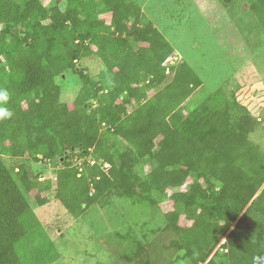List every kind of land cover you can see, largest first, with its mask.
I'll use <instances>...</instances> for the list:
<instances>
[{
	"label": "trees",
	"instance_id": "trees-1",
	"mask_svg": "<svg viewBox=\"0 0 264 264\" xmlns=\"http://www.w3.org/2000/svg\"><path fill=\"white\" fill-rule=\"evenodd\" d=\"M240 9L264 36V0ZM141 15L137 0H0V89L9 93L0 106L13 113L0 119V264L59 257L61 232L30 202L52 187L33 172L42 161L55 168L68 218L112 195L126 218L129 209L154 217L168 202L161 229L173 234L168 249L182 251L175 260L264 264V147L250 136L260 119L227 83L189 106L200 75L171 63L173 45ZM88 57L100 60L96 75L82 66ZM71 78L70 106L62 89ZM141 217L112 236L128 242L125 262L153 264L155 231ZM216 246L224 255L210 257Z\"/></svg>",
	"mask_w": 264,
	"mask_h": 264
},
{
	"label": "rangeland",
	"instance_id": "rangeland-1",
	"mask_svg": "<svg viewBox=\"0 0 264 264\" xmlns=\"http://www.w3.org/2000/svg\"><path fill=\"white\" fill-rule=\"evenodd\" d=\"M137 1L141 5V21H151L173 45L175 56L171 57V63L188 62L203 81L188 105L196 107L208 93L227 83L235 89L238 100L259 117L260 127L250 136L264 147V36L253 14L240 9L242 0ZM81 63L92 75H96L101 67L96 57H88ZM78 83L76 78L67 79L64 83L62 100L70 106L78 91ZM4 159L8 164L10 161L14 163L9 157ZM82 161H77L75 156L70 159L72 164ZM88 161L93 163L90 159ZM32 169L34 173H41V180L53 178L52 187L42 192L40 201L30 195L31 205L43 226L51 223L55 231L58 229L61 232L54 238L59 257L49 264H130L119 256V253L128 251V242H119L112 235L115 232L127 233L125 220L141 217L142 209L133 212L129 209L131 213L126 218L121 215V207L126 202L112 195L104 198L105 204L109 200L108 204H94L83 216L68 218L55 198V168L42 161L33 164ZM170 208L168 202H162L154 217L146 214L138 221L139 225L144 220H150V226L155 231L151 236L156 254L152 263L192 264L188 258L175 260L182 251L167 247L173 234L162 231L161 227L164 224L163 212ZM225 251L216 246L210 257L215 252L221 257Z\"/></svg>",
	"mask_w": 264,
	"mask_h": 264
},
{
	"label": "clouds",
	"instance_id": "clouds-1",
	"mask_svg": "<svg viewBox=\"0 0 264 264\" xmlns=\"http://www.w3.org/2000/svg\"><path fill=\"white\" fill-rule=\"evenodd\" d=\"M9 93L6 89H0V103L7 102ZM13 113L5 107L0 106V119L11 118ZM55 178V176H53ZM53 179V178H52ZM55 180V179H54Z\"/></svg>",
	"mask_w": 264,
	"mask_h": 264
},
{
	"label": "water",
	"instance_id": "water-1",
	"mask_svg": "<svg viewBox=\"0 0 264 264\" xmlns=\"http://www.w3.org/2000/svg\"><path fill=\"white\" fill-rule=\"evenodd\" d=\"M223 1L228 2V1H230V0H223Z\"/></svg>",
	"mask_w": 264,
	"mask_h": 264
}]
</instances>
